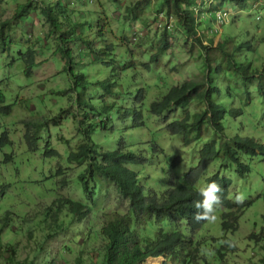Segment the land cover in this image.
I'll list each match as a JSON object with an SVG mask.
<instances>
[{
    "label": "rangeland",
    "instance_id": "obj_1",
    "mask_svg": "<svg viewBox=\"0 0 264 264\" xmlns=\"http://www.w3.org/2000/svg\"><path fill=\"white\" fill-rule=\"evenodd\" d=\"M43 1L54 6L57 0ZM26 2L0 0V28L4 21L13 17L17 7ZM68 2V15L60 16V20L68 25V16L72 17L73 23L70 22L67 28H72L74 22L79 23L81 27L78 30L87 40L93 41L95 52L104 60V63L91 64L87 56L83 63L74 66L76 71H83L91 82L87 89H75L67 69L68 59L64 54L56 53L58 36H48L49 25L38 8L27 15L25 22L16 20L6 27V37L11 36L16 43L10 55L0 45V89L6 95V104L12 106L10 115L0 114V139L7 133L11 142L9 146L0 148V229L3 228V244L12 241L16 247L15 264H75L78 257L82 259L81 264H101L105 240L101 236L96 240L89 239L83 247V235L86 239L91 231L89 227L101 229L116 211L126 213L129 210V201L117 192L115 186L109 188L106 198L97 196L96 203L102 206V210H97L93 202L94 208L83 222H78L67 207L55 210L59 199L92 203L79 181V176L86 170L82 164L84 161L69 162L71 153L85 143L82 122L87 118L86 126L95 130L92 134L95 143L113 150L121 142L126 151L138 156L142 154L149 160L143 166L130 168L139 171L142 176L144 174L142 187L153 188L159 195L169 186L167 170L158 175L167 163L181 160L177 168V179L181 181L185 173L197 166L198 154L207 144L216 141L219 149L221 143L238 136L255 139L264 145V93L255 89L258 77L250 85L251 100H247V95L243 93L244 87L237 73L235 77L238 79L235 80L229 78L234 74L230 70L221 80H215L224 90L229 86L232 96L223 92L214 100L227 109H242L240 116L223 119L224 135L221 137L208 130L203 141L186 148L182 136L168 133L170 120L181 118L182 111L165 113L170 119L168 121L164 115L157 117L150 112L151 103L163 98L173 86L204 79L199 49L191 53L190 46L184 45V40L176 35L169 37L171 48L168 52L160 54L156 61L150 60L161 43L162 23L167 16L160 0ZM36 4L40 5V2ZM258 4L262 7L255 8ZM255 5L241 12L233 6L223 8L226 14L219 12L215 20L214 13H204L202 28L216 27L215 41L220 39L219 35L222 39L228 35L227 46L231 49L240 42H251L255 54L244 48L239 55L244 62L264 68V0H257ZM257 10L262 11L259 13ZM174 21L170 19L167 25L172 26ZM105 26L108 34L99 37L101 28ZM81 45V42L73 44L76 54L80 52ZM108 45H113L112 53L106 50ZM28 47H34L38 52L37 66L31 76L25 77L19 54ZM86 51L90 54V50ZM114 75L118 78L115 88L119 93L106 94L98 83ZM141 90L144 103L138 104L136 98ZM80 97L90 100L93 106L82 107ZM109 106L112 108L106 110ZM197 108L193 103L189 110L195 112ZM135 109L143 110L144 128H133ZM126 111L130 113L128 117H124ZM107 119L110 121L107 122ZM26 122L42 125L36 152H31L32 148L24 140V135L33 129L27 127ZM45 145L57 156L45 157ZM7 155L13 157L8 164L5 163ZM241 162L251 169L243 178L233 173L235 167L232 164V168L228 169V162L221 157L196 184L200 190L206 186L207 179L220 173L221 177H227L232 182L229 187L232 201L242 194L243 201L252 202L243 210L235 231H223V215L228 211L222 208H218L214 220H208L194 233L185 221L175 223L167 213L165 215L161 226L164 232H180L187 238H193L194 246L199 244L200 254L194 264H264V155L258 154L254 158L242 155ZM148 229L156 232L159 226L152 221ZM29 231L33 233V238L28 235ZM42 241L45 244L39 249L37 245ZM231 245L235 247L233 250ZM188 253L186 251L182 255L187 256ZM160 258H149L147 264H163L165 258ZM177 263L172 256L169 264ZM0 264L14 262L3 259Z\"/></svg>",
    "mask_w": 264,
    "mask_h": 264
},
{
    "label": "trees",
    "instance_id": "obj_2",
    "mask_svg": "<svg viewBox=\"0 0 264 264\" xmlns=\"http://www.w3.org/2000/svg\"><path fill=\"white\" fill-rule=\"evenodd\" d=\"M38 1L40 5L36 4ZM160 1L166 8L165 13L167 16H165L166 20L162 23L161 43L157 52L151 55L150 60L156 61L160 54L168 52L171 48L169 37L173 35L182 38L184 45L190 46L189 51L191 53L198 48L200 51L199 57L203 59L200 64L203 70V80H191L173 86L163 98L153 101L150 107V112L153 115L157 117L164 115L167 121L170 119L165 116V113L171 110L174 111V114L182 111L181 118L170 120L168 133L171 136H182L183 146L187 148L196 142L203 141V137H206L209 133L208 130L213 131L218 137L223 136V119L226 116L236 118L242 114L241 108L227 109L214 100L216 95L221 96L223 92H226L229 97L232 96V90L229 86L224 90L215 81L216 79L217 81L221 80L226 71L234 72L233 75L229 76L234 80L235 78L238 79L235 77V73L239 75L241 85L244 87L243 93L247 95V100H251L252 89H250V85H253L257 77L259 80L255 84V89L260 93H264V68L255 66L252 62H244L239 55L244 48L253 52L252 43L240 42L231 49L227 46V41L230 40L228 35L224 39L219 35L220 39L215 41L216 27L202 28L204 13L205 15H210L211 12L214 13L215 20L219 12L223 15L226 14L223 8L233 6L236 11H246L249 10L250 6L256 4L257 0H200L201 3L199 4V0ZM54 4V6L46 4L43 0H27L26 3L19 5L13 17L4 21L0 28V45H2L4 52L10 55L16 43L12 41L11 36L6 37V27H10L12 22L16 20L25 22L27 15L38 8L45 22L49 25L48 36H58L56 41H58L59 46L56 48V53H62L68 59L67 69L74 81L75 89H87L91 82L83 71H76L74 66L83 63L87 56L90 58L89 62L91 64L104 63V60L95 52L96 48L93 46V41L87 40L84 34L78 30L81 27L79 23L74 22L72 28H67L71 25L70 22L73 23L72 17L68 16V25L60 20V16L68 15V0H57ZM256 7H262V4L255 5ZM127 10L130 11V9ZM257 11L260 13L262 10ZM170 19H175V21L169 27L167 22ZM159 21H161L160 18ZM217 25L219 27L220 24ZM107 34L108 30L105 26L101 28L99 37ZM75 42L83 44L77 54L73 47ZM112 46H106L108 53H112ZM86 50H90V54ZM253 54L255 53L253 52ZM37 55L38 52L34 50V47H28L20 52L19 57L24 64L23 75L25 77L31 76L33 69L37 66ZM14 60L13 58L12 61L14 62ZM147 68L150 70L149 65H147ZM117 81L118 78L114 75V77L99 81L98 84L103 87L106 94H116L119 93L115 88L117 87ZM143 99V90H141L136 102L138 104L144 103ZM193 103L198 107V111L191 112L189 110ZM79 104L82 107L84 105L93 106L90 100L82 97L79 98ZM110 108L112 106L107 107L106 110ZM11 113L12 106L6 104V95L0 89V114L10 115ZM129 114V111H126L124 117H128ZM87 121L88 118L82 122L85 128L82 130L85 135V143L78 150L71 153L69 162L81 163V160L84 161L82 164L85 165L86 170L79 176V181L82 184L83 191L92 203H84L71 198L59 199L56 201L58 204L55 210L58 211L62 207H67L78 222H83L85 218H88L90 211L93 210V202H97V196L101 195L102 198H106L109 188L113 186L117 188V192L129 201L130 206L126 213L116 211L115 215L108 219L101 229L89 227L91 231L87 238L85 239V235H83V247L89 239L96 240L101 236L105 240V254L101 264H147L149 258L160 257L165 258L163 264H169L172 261V256L177 259V264L196 263L195 258L198 260L200 254L199 244L194 246L193 238H187L180 232H164L161 226L166 213L172 222L177 223L183 220L193 233L198 231L208 220L197 221L195 219L196 213L201 210L194 207V202L202 200L200 190L196 187V184L204 177L208 168L222 157L228 162V169H231L233 165L235 167L233 173L243 178L250 173L251 169L241 162L242 155L252 158L258 154L264 155V145L255 139L235 136L221 143L219 149L217 142L214 141L200 150L197 166L185 173L181 181L177 179V168L181 160L167 163L165 168L158 172V175L167 170L169 186L159 195L153 188L147 186L146 189L142 187L141 182L144 174L142 176L139 171L130 168L131 166H143L149 160L142 154L138 156L131 151H126L123 148L124 144L121 142L113 150L101 147L92 140V134L95 130L91 126H86ZM109 121L110 119H107V122ZM26 126L33 129L24 135V140L32 148L31 152H36L42 125L41 123L26 122ZM101 127L103 128L102 123ZM144 127L143 110L135 109L133 112V128ZM10 144L8 134L4 133L0 139V148L3 149ZM153 147L157 152L156 146L153 145ZM45 150V157L57 156V153L48 150V145H45ZM5 157L6 164L13 161L12 156L7 155ZM145 169L147 170V167ZM212 182H216L222 188V192L219 194L222 201V207L220 208L228 211L226 215H223V231H235L237 221L243 210L250 207L252 202L237 203L236 199L232 201L229 198V187L232 182L227 177H221L220 173L207 179L206 186ZM96 208L99 211L102 210V206L97 203ZM152 221H155L159 226V230L156 232H151L148 229ZM2 234L3 228L0 229V262L6 259L8 262H14L15 264L17 260L16 247L12 245V241L7 242V245L3 244ZM29 234L33 238V233L29 231ZM44 244L42 241L37 246L41 249ZM234 248V245L230 246L231 250ZM186 251L189 252L188 255L183 256L182 254ZM220 255L222 258L225 257L222 251H220ZM188 257H191V259ZM81 263L82 259L78 257L75 264ZM17 264H35V262Z\"/></svg>",
    "mask_w": 264,
    "mask_h": 264
},
{
    "label": "clouds",
    "instance_id": "obj_3",
    "mask_svg": "<svg viewBox=\"0 0 264 264\" xmlns=\"http://www.w3.org/2000/svg\"><path fill=\"white\" fill-rule=\"evenodd\" d=\"M221 192L222 188L216 182H212L200 189L202 200L194 202V207L201 210L196 213L195 219L197 221L214 220L216 218L215 213L218 208L222 207V201L219 195ZM243 199V195L240 194L236 197V202L242 203Z\"/></svg>",
    "mask_w": 264,
    "mask_h": 264
},
{
    "label": "bare ground",
    "instance_id": "obj_4",
    "mask_svg": "<svg viewBox=\"0 0 264 264\" xmlns=\"http://www.w3.org/2000/svg\"><path fill=\"white\" fill-rule=\"evenodd\" d=\"M159 259H161V258H159ZM156 260H158V259H156Z\"/></svg>",
    "mask_w": 264,
    "mask_h": 264
}]
</instances>
